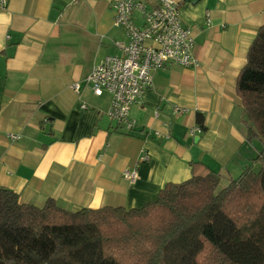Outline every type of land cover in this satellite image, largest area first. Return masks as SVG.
<instances>
[{
	"label": "crops",
	"instance_id": "obj_1",
	"mask_svg": "<svg viewBox=\"0 0 264 264\" xmlns=\"http://www.w3.org/2000/svg\"><path fill=\"white\" fill-rule=\"evenodd\" d=\"M113 1L8 0L0 8V187L23 203L140 208L166 183L189 179L194 162L224 187L255 157L249 151L259 152L246 141L236 84L264 25V0H176L198 65L156 70L153 86L131 107L133 129L108 116L112 95L97 96L86 82L96 63L121 53L114 41L126 39L114 24ZM176 105L188 112L174 114ZM198 112L204 131L192 136ZM143 148L150 159L140 162ZM136 165L130 183L123 172Z\"/></svg>",
	"mask_w": 264,
	"mask_h": 264
},
{
	"label": "trees",
	"instance_id": "obj_2",
	"mask_svg": "<svg viewBox=\"0 0 264 264\" xmlns=\"http://www.w3.org/2000/svg\"><path fill=\"white\" fill-rule=\"evenodd\" d=\"M236 93L246 141L263 144L239 177L219 189V175L194 162L189 179L131 209L70 211L53 198L38 206L0 187V264H264V25Z\"/></svg>",
	"mask_w": 264,
	"mask_h": 264
},
{
	"label": "built area",
	"instance_id": "obj_3",
	"mask_svg": "<svg viewBox=\"0 0 264 264\" xmlns=\"http://www.w3.org/2000/svg\"><path fill=\"white\" fill-rule=\"evenodd\" d=\"M7 4L8 0H0V8ZM112 7L115 12L114 24L124 31L126 39L114 41L121 53L107 55L96 63L86 82L97 96L109 92L112 100L108 116L133 129L136 121L130 117L131 107L153 86V73L156 70L167 64L184 67L198 65L194 53L195 38L192 28L184 22L180 3L176 0H161L155 6L141 0H115ZM74 88L79 90L80 85L75 84ZM81 107L88 106L83 103ZM186 112V107L173 106L176 115ZM165 126L169 127L167 123ZM189 131L194 136L203 132V127L197 124ZM156 135L162 134L157 131ZM164 136L169 138L170 134ZM8 137L12 141L21 138L14 133H9ZM149 159L150 153L143 148L139 161ZM123 175L130 183L135 182L138 165L125 169Z\"/></svg>",
	"mask_w": 264,
	"mask_h": 264
},
{
	"label": "rangeland",
	"instance_id": "obj_4",
	"mask_svg": "<svg viewBox=\"0 0 264 264\" xmlns=\"http://www.w3.org/2000/svg\"><path fill=\"white\" fill-rule=\"evenodd\" d=\"M140 21H141V20H139V22H140ZM254 142H255V145L259 146V151H261V149L263 148V144H262V142L259 141V140H255ZM253 151H254V152L249 151L250 154H254V155L256 156V155L259 153L256 149H253ZM259 168H260V165L257 166V169H258V170H259ZM222 187H223V186L220 185V186H219V189H221Z\"/></svg>",
	"mask_w": 264,
	"mask_h": 264
}]
</instances>
